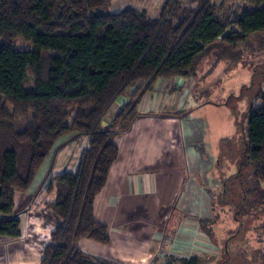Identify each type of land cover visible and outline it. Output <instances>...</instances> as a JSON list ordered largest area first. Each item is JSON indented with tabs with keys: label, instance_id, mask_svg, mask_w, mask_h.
I'll return each instance as SVG.
<instances>
[{
	"label": "trees",
	"instance_id": "1",
	"mask_svg": "<svg viewBox=\"0 0 264 264\" xmlns=\"http://www.w3.org/2000/svg\"><path fill=\"white\" fill-rule=\"evenodd\" d=\"M187 1L165 0L158 16L149 17L134 7L108 12L111 0H0V235H20L15 191L31 186L51 148L73 132L86 135L90 145L75 173L55 177L51 208L58 222L40 264H118L77 245L80 238L109 242L107 226L93 216V201L118 156L113 136L139 114L158 79L191 75L219 38L232 45L224 36L231 25L243 39L264 31V0H246L252 10L230 8L228 0ZM17 38L33 48H14ZM129 88L127 101L109 115ZM246 126L245 156L264 194L262 87ZM197 260L192 255L182 264Z\"/></svg>",
	"mask_w": 264,
	"mask_h": 264
},
{
	"label": "crops",
	"instance_id": "2",
	"mask_svg": "<svg viewBox=\"0 0 264 264\" xmlns=\"http://www.w3.org/2000/svg\"><path fill=\"white\" fill-rule=\"evenodd\" d=\"M178 83L177 77L158 79L141 99L139 114L113 136L118 156L93 201V216L107 226L109 242L80 238L83 253L118 264H158L170 253L200 257L199 245L208 238L201 213L211 194L202 173L208 160L200 147V126L180 115L186 91ZM132 90L120 96L118 106ZM27 190L15 191L20 235H0V264H40L54 229L35 213L50 210L53 190L43 197L50 202L30 206L23 216L30 204Z\"/></svg>",
	"mask_w": 264,
	"mask_h": 264
},
{
	"label": "rangeland",
	"instance_id": "3",
	"mask_svg": "<svg viewBox=\"0 0 264 264\" xmlns=\"http://www.w3.org/2000/svg\"><path fill=\"white\" fill-rule=\"evenodd\" d=\"M164 1L111 0L106 11L134 7L156 17ZM220 1L215 0L216 4ZM227 4L230 8L254 9L246 0H228ZM234 31L238 28L231 25L224 33L233 39L232 45L219 38L198 59L191 75L177 77L186 91L180 115L200 126V147L208 160L207 171L202 173L211 194L201 209L202 230L208 238L199 245L197 264H264L263 183L255 177L253 165L245 156L246 115L253 97L260 87L264 88V31L245 39ZM13 47L26 50L33 44L17 38ZM30 88L31 84L27 85ZM120 100L117 98L109 114L121 107ZM89 149L88 137L82 133L73 132L59 140L28 188L30 204L21 215L25 216L34 204V209H39L42 201L50 202L43 199L48 191L53 190L54 202L55 177L65 171L75 173ZM35 213L40 215V223L53 226L58 222L51 206L50 210L41 208ZM176 256V264H182L181 255ZM158 264H163L162 260Z\"/></svg>",
	"mask_w": 264,
	"mask_h": 264
},
{
	"label": "built area",
	"instance_id": "4",
	"mask_svg": "<svg viewBox=\"0 0 264 264\" xmlns=\"http://www.w3.org/2000/svg\"><path fill=\"white\" fill-rule=\"evenodd\" d=\"M176 254L170 253L168 255H165L162 259V263L163 264H176V262L174 261V259H176ZM178 258V257H177ZM180 258H187L185 256H181Z\"/></svg>",
	"mask_w": 264,
	"mask_h": 264
}]
</instances>
